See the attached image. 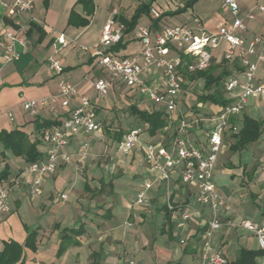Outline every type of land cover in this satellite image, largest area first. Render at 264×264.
Listing matches in <instances>:
<instances>
[{
  "label": "crops",
  "instance_id": "crops-1",
  "mask_svg": "<svg viewBox=\"0 0 264 264\" xmlns=\"http://www.w3.org/2000/svg\"><path fill=\"white\" fill-rule=\"evenodd\" d=\"M33 1L34 11L31 15L20 17L21 27L16 26L13 19L4 15L0 9V41H8L7 32L16 33L26 41L25 48L17 46L20 59L11 64L4 63L3 50L0 48V133L18 130L27 134L31 142L38 141V149L43 158L47 146L37 139V123L56 121L61 124L71 109L58 107L55 114L43 110L37 118H32L22 110L21 105L28 100L57 94L60 80L72 83L80 94L98 103L102 128L100 132L89 136H77L65 149L70 154V161H61L56 173L45 177L44 193L31 201V218H23L26 232H18V237L13 233L11 213L15 209L19 211L26 198L30 197L32 176L24 173L28 166L24 158L13 156L0 145V177L5 166H8L9 173L0 182L9 185L17 178L21 180L19 188L11 192L10 211L0 221V251L3 243L10 240L23 244L28 234L27 228L36 230L38 236L37 250L33 252L27 249L29 255L24 253L25 264H126L130 259L135 261V257L141 258L139 264H199L206 245L210 247L211 254H220L229 261L237 258L241 248L258 249L257 240L251 233L227 229L209 233L208 228L204 229L202 219L192 211L198 208L194 202L195 189L181 185L176 179L171 186L172 200L177 205L190 207L188 212L191 219L184 227L178 228L174 222H171L170 227L166 224L165 210H162L166 201V189L161 182H155L148 191V202L144 206L136 205L138 193L145 183L155 180V175L144 163L140 147L129 156L119 153L118 145L121 140L118 141L117 137L121 134L122 139L124 134L141 129L143 142H164V137L168 138L169 135L160 133L150 136L148 126L132 116L129 108L135 106L147 112L164 110H159L148 99L140 97L122 84H115L109 96L103 100L94 90V82L107 77L97 66V51L103 50L100 45L101 32L108 20H113L115 28L124 27L122 48L116 51V45L113 50L128 57L137 55L140 51L139 41L135 38V31L140 25L161 28L169 25L196 26L200 23L209 31L216 32L223 22L231 23L228 13L211 12L210 1L206 0L203 4L200 0L197 4L203 7L194 5L177 16L176 23L167 16L155 27L153 22L156 19L150 13L141 16L137 25L127 32L126 28L138 8L150 0H93L95 12L90 17L89 25L85 27L68 25L73 9L85 17L82 6L76 5L78 0ZM184 1L188 0H157L152 3L151 9L156 8L161 14L172 12L181 7ZM238 3L242 12L250 9L244 3ZM247 26L248 32L243 34L247 41L255 35L264 37V15L247 23ZM61 35L68 43L67 47H62L57 42ZM224 48L225 45H222L220 51L214 53L217 63L222 61L221 52ZM52 57L61 61V75L50 74L49 61ZM199 81L203 80L191 82L188 79L187 85ZM190 97L184 91L179 99V106L181 108L184 104L186 109L183 111L186 113L193 112L206 118L218 108V105L199 103L195 98V103L191 104ZM262 99L264 98L249 99L243 114L235 118L234 124L239 130L244 115L264 120V116L248 112L249 106L264 105ZM194 107L199 111L195 112ZM9 113L13 114L12 120ZM197 133L194 131V135L190 136L194 143L204 139L203 135ZM232 135L226 134L224 150L231 151ZM84 143L89 144V155L83 157L79 150ZM251 148L255 161L253 165H249L250 159L237 169L233 157L239 152H233L230 158L233 164L225 165L222 171L215 167L213 181L219 194L230 205L233 218L264 225V131L260 140L252 144ZM220 174L226 175L227 180H220ZM235 174L240 176L239 179ZM237 180L239 184L247 183L251 190L249 200L243 202L244 207L239 213L234 210L229 197V189L235 186L234 182ZM61 194H67L68 199L59 200L58 196ZM232 194L237 197L236 192ZM241 202L242 200L236 201L239 204ZM200 208L205 216L209 214L207 209ZM252 208L256 211L250 214L249 210ZM80 226L83 227V234L76 238L80 245L71 246L63 255L58 256L63 230L77 229ZM152 230L158 232L162 239L152 238ZM182 240L185 241L184 244L181 243ZM258 263L264 264V256L258 259Z\"/></svg>",
  "mask_w": 264,
  "mask_h": 264
},
{
  "label": "built area",
  "instance_id": "built-area-1",
  "mask_svg": "<svg viewBox=\"0 0 264 264\" xmlns=\"http://www.w3.org/2000/svg\"><path fill=\"white\" fill-rule=\"evenodd\" d=\"M253 7L241 11L237 0H222L231 23L223 22L216 32L209 31L198 23L190 25H169L161 28L137 27L135 38L139 41L137 55L124 57L113 50L123 40L124 27L115 28L110 19L103 26L100 45L97 51V66L106 73L94 82V90L103 100L109 96L115 84H122L134 90L140 97L148 99L155 106H163L164 113L171 123L164 129L165 142H143L141 129L123 135L118 151L129 156L137 147L143 153L144 163L154 173L155 180L145 183L138 193L136 205L144 206L147 193L155 182H161L166 189L165 206L171 214V221L178 228L184 227L191 219L189 206L177 205L172 200L171 186L174 179L181 185L195 189L194 202L198 208L193 213L202 219L208 232L222 229L240 230L251 233L257 240L258 249L264 251V225L247 219L232 217V209L219 194L213 181L214 169L222 151L227 133H237L239 127L232 119L240 117L249 99L264 98V37L255 35L247 41L243 34L248 32L247 23L258 20L264 15V0H254ZM2 13L21 27L20 17L31 15L34 11L33 0H1ZM154 19L161 17L156 8L151 9ZM6 40L0 41L3 61L11 64L20 59L17 46L26 47L25 39L16 33L7 32ZM57 42L67 47L63 35ZM225 45L221 59L230 65L231 73L224 80V97L228 105L218 106L208 117L197 113H186L179 106V99L185 91L188 76L206 71L214 59V52ZM85 51L88 49H84ZM186 58V59H185ZM49 72L61 75V61L52 57ZM237 63L239 68H232ZM263 74L260 78L259 73ZM71 109L69 115L59 126L43 129L38 139L47 146L45 155L39 161L29 164L24 173L32 176L29 195L41 197L44 193V180L54 175L61 161L69 162L70 154L65 149L79 135H92L101 131L98 103L82 95L76 86L65 80L58 83V93L38 100L22 103V110L32 118H37L43 110L55 114L57 108ZM11 120L13 114L9 113ZM194 131L203 135L201 142L194 143ZM203 133V134H202ZM81 156L89 155V144L84 143L79 150ZM21 184L19 178L9 185L0 182V221L10 211L11 192ZM61 201L68 199L67 194L58 196ZM200 207L209 211L205 216ZM130 226V224H129ZM185 243L184 240L181 241ZM229 260L220 254H211L206 245L199 264H228ZM126 264H139L130 259Z\"/></svg>",
  "mask_w": 264,
  "mask_h": 264
},
{
  "label": "trees",
  "instance_id": "trees-1",
  "mask_svg": "<svg viewBox=\"0 0 264 264\" xmlns=\"http://www.w3.org/2000/svg\"><path fill=\"white\" fill-rule=\"evenodd\" d=\"M157 0H150L147 4H142L133 18L131 19L129 26L126 28L127 32L132 30L143 15H149L151 12V5ZM198 0H188L182 3L181 7H178L175 11L166 12L161 15L159 19L153 22L156 27L158 22L167 16L180 15L187 10L191 9ZM76 5H80L83 8L85 17L78 14L74 9L71 11L68 19V25L73 27H85L90 23V17L94 15L95 4L93 0H78ZM122 48V41L114 48L119 51ZM186 59V58H185ZM230 65L222 60L217 63L213 59L211 65L206 71L199 72L193 75H189L188 79L191 82L198 80L204 81L203 93L197 97V102L202 104H213L218 106H225L230 103L229 100L224 98L223 83L227 76L230 75ZM232 68L238 69L237 63L232 64ZM193 110L198 112L197 107ZM129 112L132 116L139 119L143 124L148 126L147 132L150 136H156L160 133H164V129L167 128L169 123L167 116L162 111L152 110L151 112L141 111L135 106L129 108ZM236 119H232L234 124ZM60 123L44 121L37 123L36 130L40 133L43 129L52 126H57ZM264 131V120L254 119L248 115H244L242 118L241 129L232 135L233 143L230 146V150L234 153L241 152L252 144L257 143ZM121 134L117 137V140H121ZM38 139V138H37ZM39 140V139H38ZM168 139L164 140L166 143ZM38 141L31 142L29 136L21 131L15 130L11 132L3 131L0 133V145L12 153L15 157L24 158L27 164H32L39 161L42 158V152L38 149ZM9 175L8 166H5L4 172L1 174L0 179H4ZM165 210V220L168 226H171V214L167 210L166 206L162 207ZM207 229V226L203 227ZM27 237L23 244L10 240L3 243V249L0 251V264H25L24 250L29 249L33 252L37 250V231L29 230L27 228ZM61 244L58 250V256L63 255L66 250L71 246H79L80 242L77 241V237L83 234V227L80 226L77 229H64L62 232ZM264 256V251L260 249H247L241 248L238 252V256L235 260L229 261L228 264H259L258 259Z\"/></svg>",
  "mask_w": 264,
  "mask_h": 264
},
{
  "label": "rangeland",
  "instance_id": "rangeland-1",
  "mask_svg": "<svg viewBox=\"0 0 264 264\" xmlns=\"http://www.w3.org/2000/svg\"><path fill=\"white\" fill-rule=\"evenodd\" d=\"M206 0H202L201 2L204 4ZM210 1V9L212 10L211 12H216L217 14H221V13H224L225 12V8L223 7L222 5V0H209ZM200 0H198L195 5L197 3H199ZM237 2H242L244 3L245 6H248L249 8L253 7L255 2L254 0H237ZM197 6H201L203 7L201 4H197ZM207 10V9H206ZM215 10V11H213ZM214 14V13H213ZM179 16V15H176V16H169L168 18L176 23V17ZM220 50H216L214 53H218ZM259 76H263V74L260 72L259 73ZM203 86H204V81H199L198 83L196 84H193V85H187L185 87V91L191 95V97L189 98V101L191 104L195 103V100L194 98L197 100V97L203 93ZM185 96V95H184ZM264 100V99H262ZM251 103V101H250ZM159 110H164L163 106H157ZM181 109L182 110H185L186 107L185 105L183 104V106H181ZM248 112L249 114H257V116L261 115V116H264V105H260L259 107H252V106H249L248 107ZM198 134V133H197ZM195 134V135H197ZM203 134V133H202ZM225 149V146L222 148V151L219 153V156H218V161H217V164H216V170L218 169L219 171H222V169L224 168L225 165H232L233 163L230 161V158L232 157V155L234 154L232 151H229V150H224ZM253 152H252V148L251 146L247 147L245 150L239 152L235 157H233V160H234V163L237 165V169H240L242 167V163L245 162V161H250V164L249 165H253L255 163V161L253 160V156H252ZM236 169V171H237ZM237 173V172H236ZM238 173H240L238 171ZM236 175V174H235ZM220 180H227V176L226 175H223V174H220ZM237 176V175H236ZM240 177V176H237V178ZM239 179V178H238ZM235 186H233L232 188L229 189V197H231V201H232V205H233V208L234 210L236 211V213H239V211L241 210L243 206V202L245 200H249V193H250V187L247 183L245 184H239V181H235ZM236 192V196L237 197H234V195L232 193ZM236 198V199H235ZM33 200V198L31 197H28L26 198L25 200V203L23 205V207L18 211L17 209H15L11 215H12V222H11V226L13 228V233L16 237H18V232H21V231H24L26 232V229H25V225H24V219L25 220H30L31 218V201ZM237 200H242L241 204L239 203H236ZM256 211L255 208H252L249 210L250 214L254 213ZM24 218V219H23ZM259 219V218H258ZM23 229V230H21ZM152 238H156L157 240H161V236L158 234V232L152 230ZM247 235V233H246ZM24 243V241H23ZM26 252V255H29L28 253V250H24V253ZM29 257V256H28ZM135 261H137V263L140 262L141 258L140 257H135ZM30 260V259H28Z\"/></svg>",
  "mask_w": 264,
  "mask_h": 264
}]
</instances>
